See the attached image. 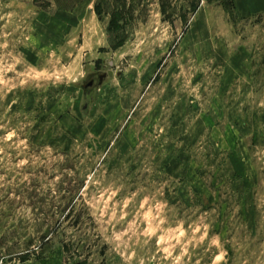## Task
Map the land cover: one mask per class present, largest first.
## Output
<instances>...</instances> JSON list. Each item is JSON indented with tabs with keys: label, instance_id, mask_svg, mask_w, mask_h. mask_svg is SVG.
Returning a JSON list of instances; mask_svg holds the SVG:
<instances>
[{
	"label": "rangeland",
	"instance_id": "374dc122",
	"mask_svg": "<svg viewBox=\"0 0 264 264\" xmlns=\"http://www.w3.org/2000/svg\"><path fill=\"white\" fill-rule=\"evenodd\" d=\"M82 1L0 0V264H264V14Z\"/></svg>",
	"mask_w": 264,
	"mask_h": 264
},
{
	"label": "crops",
	"instance_id": "0c3cea01",
	"mask_svg": "<svg viewBox=\"0 0 264 264\" xmlns=\"http://www.w3.org/2000/svg\"><path fill=\"white\" fill-rule=\"evenodd\" d=\"M83 0L82 4H84ZM93 0H89L87 5H90ZM233 10L235 14L239 17L254 15V14H264V0H232ZM25 264V263H22Z\"/></svg>",
	"mask_w": 264,
	"mask_h": 264
},
{
	"label": "flooded vegetation",
	"instance_id": "af4514ba",
	"mask_svg": "<svg viewBox=\"0 0 264 264\" xmlns=\"http://www.w3.org/2000/svg\"><path fill=\"white\" fill-rule=\"evenodd\" d=\"M103 74H100L99 76H98V82L100 81V80H102V78H103ZM93 80V79H92ZM92 80H90V84H93V81Z\"/></svg>",
	"mask_w": 264,
	"mask_h": 264
},
{
	"label": "trees",
	"instance_id": "16d2710c",
	"mask_svg": "<svg viewBox=\"0 0 264 264\" xmlns=\"http://www.w3.org/2000/svg\"><path fill=\"white\" fill-rule=\"evenodd\" d=\"M55 2H57V4H59L58 2H59V0H54ZM59 5H62V4H59ZM233 6V5H232Z\"/></svg>",
	"mask_w": 264,
	"mask_h": 264
},
{
	"label": "water",
	"instance_id": "95a60500",
	"mask_svg": "<svg viewBox=\"0 0 264 264\" xmlns=\"http://www.w3.org/2000/svg\"><path fill=\"white\" fill-rule=\"evenodd\" d=\"M101 81V80H100Z\"/></svg>",
	"mask_w": 264,
	"mask_h": 264
}]
</instances>
